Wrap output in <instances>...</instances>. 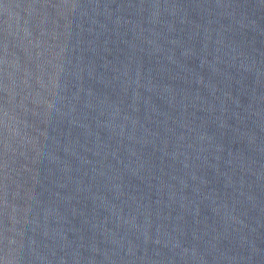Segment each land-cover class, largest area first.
Here are the masks:
<instances>
[{
  "label": "water",
  "instance_id": "obj_1",
  "mask_svg": "<svg viewBox=\"0 0 264 264\" xmlns=\"http://www.w3.org/2000/svg\"><path fill=\"white\" fill-rule=\"evenodd\" d=\"M0 264H264V0H0Z\"/></svg>",
  "mask_w": 264,
  "mask_h": 264
}]
</instances>
